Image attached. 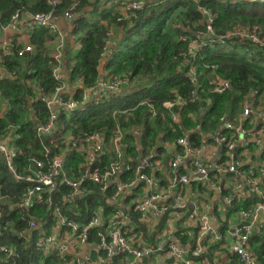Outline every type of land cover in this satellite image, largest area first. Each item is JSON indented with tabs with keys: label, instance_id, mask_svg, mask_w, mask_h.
Masks as SVG:
<instances>
[{
	"label": "built area",
	"instance_id": "built-area-1",
	"mask_svg": "<svg viewBox=\"0 0 264 264\" xmlns=\"http://www.w3.org/2000/svg\"><path fill=\"white\" fill-rule=\"evenodd\" d=\"M221 1L237 4L259 0ZM56 2L51 0L52 5ZM144 5L141 0L123 1L120 15L107 31L102 59L112 43L113 28L125 19H136ZM200 10L207 15L206 31L200 29L182 37L188 43V52L183 56L191 63L186 75L192 83L198 82L195 62L200 49L219 47L227 51L240 43L264 50L263 27L236 25L228 33L219 34L213 26V13L204 6ZM27 14L19 9L6 23L0 17V81L6 75L15 76L7 72L3 57L14 52L24 57L34 51L21 35L28 31L32 34L37 28L57 34L52 48V75L58 84L50 93L44 88L38 91L37 100L49 115L45 123L38 124L37 135L41 139L50 137L49 143L58 145L60 136L69 133V129L56 125L61 115L85 109L89 102L124 101L123 94L134 92L135 86L124 88L127 80L100 75L92 85H86L83 79L70 80L65 69L68 38L58 18L51 12ZM63 18L74 19L70 12ZM16 42L23 45L18 47ZM201 60L205 62L204 57ZM209 67L217 69L216 64ZM230 88L229 81H220L212 91L224 94ZM149 99L115 109L114 118L129 115L142 105L155 109ZM163 105L170 112L171 131H179L182 136L159 137L154 145L146 146L144 131L137 129L132 134L135 141H125L119 127L111 137L85 131L78 136L67 134L65 146L53 156L50 146L43 144V158L33 159L23 173L14 162L22 153L14 145L19 135L0 132V154L13 178L25 185L12 210H29L43 203L47 211H52L48 219L30 217L28 229L19 233L20 239L44 257H55L57 264H222L226 256L221 257L220 252L213 251V259L208 256L209 248L222 242L240 264H260L252 253L250 239L264 228V92H250L234 105V110L232 107L220 116L215 129L209 130L202 126L211 120L205 117L206 111L198 113L199 121L194 126H183L186 103L181 95ZM74 163L76 166L70 165ZM63 187L68 190L63 191ZM1 190L0 182V237L11 230V222L2 221L8 196ZM55 192L70 203L72 208L66 211L73 218L55 202ZM217 198L224 205L219 206ZM34 233L38 234L36 238ZM0 251L5 255V264H13L19 256L9 244L0 245Z\"/></svg>",
	"mask_w": 264,
	"mask_h": 264
},
{
	"label": "trees",
	"instance_id": "trees-1",
	"mask_svg": "<svg viewBox=\"0 0 264 264\" xmlns=\"http://www.w3.org/2000/svg\"><path fill=\"white\" fill-rule=\"evenodd\" d=\"M123 1L129 0H57L54 5L51 0H0V17L6 23L19 9L29 14L51 12L56 18H61L70 12L75 18L70 33L73 37L80 38L81 45L75 60L67 54L65 69L70 74V80L83 79L86 85H92L99 76L101 52L107 31L120 15ZM144 6L143 10L138 11L139 16L136 19H125L117 25L122 28L120 33L122 38L114 46L112 56L104 62L112 79L127 80L126 85L122 86H125L124 88L135 86L134 92H136L124 93V97L121 98L125 100L121 102L98 100L87 103L85 109H79L74 114L61 115L56 125L65 128V131L69 129V133L66 131L65 135L60 136L61 141L58 145L50 144V137L41 139L37 135L38 124L45 123L49 115L45 105L37 100L38 91L44 88L50 93L58 84L52 75L55 61L52 56L53 44H50L57 39V34L45 28H37L34 34L21 37L23 42L32 44L33 52H29L24 57L14 52L1 59L3 64L4 62L7 64H4L7 72H14L15 76L6 75L0 81L2 94L0 132L3 135H19L14 140V145L22 151L14 160L19 172L23 173L28 165L33 164V159L43 158V144L50 146L51 156L59 152L60 148L65 146L69 136L67 134L78 136L85 131L104 133L107 137H111L115 128L119 127L124 132L125 141H135L132 134L137 129L144 131L143 141H148L146 146L154 145L159 137L164 139V136L166 138L182 136L183 133L179 131L175 133L171 131L170 112L163 105L164 102L172 101L178 95L184 97L186 103L183 126H194L198 113L206 111L205 117L211 120L203 123L202 126L204 130H209L215 129L220 116L232 107L234 110V105L244 101L250 92H264L262 48L252 45L245 47L237 43L227 52L219 47L200 49L199 57L195 62L199 74L198 82L195 84L186 75L191 63L183 56V53L188 52V43L182 40L183 36L205 29L207 15L200 10L201 6L213 13V26L219 34L228 33L238 25L237 23H246L251 28H264V2L247 1L230 4L221 0L200 2L158 0L146 1ZM97 14L99 15L96 16ZM203 31L205 32L206 29ZM16 44L18 47L23 45L20 42ZM244 47L249 49L247 53H243ZM202 57L205 58V62L201 60ZM212 64L217 65L216 70L209 67ZM220 81H229L231 84V88L224 94L212 91ZM143 83L145 84L142 86ZM144 89H149V93L143 97L132 98ZM145 97L150 98V104L155 109L149 105H142L132 110L129 115H118L114 118L115 109L130 107ZM108 148L112 152V147ZM70 165L76 166V163ZM74 171H77L76 167ZM77 174L75 173V176ZM0 182L1 192L8 196L3 207L2 221L11 222V230L0 237V245L9 244L17 249L19 256L13 260V264H57L55 257H44L42 253L34 250L30 243L27 244L20 239L19 233L28 229L27 223L30 217L40 216L39 218L48 219L52 211H47L43 203H36L29 210H12V206L20 201L25 185L13 178L1 154ZM62 190L67 191L68 188L63 187ZM95 192V195L100 197L99 192L97 190ZM53 199L63 208L65 215L73 218L69 211H66V208L72 206L63 201L61 193L55 192ZM37 236V233L33 234V238ZM263 239V231L257 232L250 239L252 253L260 264H264ZM213 251L220 252L221 257L226 256L222 264L241 263L238 257L223 245V242L221 246L215 245L209 248L208 256L211 259L214 258ZM4 259L5 255L0 251V264H5Z\"/></svg>",
	"mask_w": 264,
	"mask_h": 264
},
{
	"label": "crops",
	"instance_id": "crops-1",
	"mask_svg": "<svg viewBox=\"0 0 264 264\" xmlns=\"http://www.w3.org/2000/svg\"><path fill=\"white\" fill-rule=\"evenodd\" d=\"M141 1H146V0H141ZM118 6H119V2H118ZM118 6H116V8H118ZM110 7H112V6H110ZM106 8H109V7H106ZM98 15L99 14H97L96 16H98ZM96 16H94V17H96ZM57 23H58L59 27L62 29V31L65 32V34L67 35V38H70L69 41H68L69 43H68V46H67L66 55L70 54V56L72 58H74V56L78 53V50H79L78 48L80 47L81 43H80V40H79L80 38L79 37H73L71 35V33H70L71 29H72L73 21H67L65 18L61 17V18H58ZM113 30H114V36H113V40H112V43L110 45L109 51L106 54V59H108L110 56H112L111 54H112V51L114 50V46L116 45L117 41L122 38V35L120 34L121 33V29L120 28H118L116 26V27L113 28ZM24 35H31V33L28 31V34H23V35H21V37L24 36ZM50 44H53V42H51ZM65 61H66V58H65ZM104 62H105L104 59H102L101 60V65H100L99 75H100V77L103 76V77H106V78H110V76L108 75L109 71L108 72L106 71L107 73L106 72L104 73L103 70H102L103 65H105ZM133 88H136V87H133ZM198 121H199V119H196L195 120V124ZM216 202H217V204L219 206L224 205V203L219 198L216 199ZM228 207L229 208H235L232 205H228ZM239 210H240V208H239ZM261 222L264 224V215L261 216ZM262 231H263V236H264V228L262 229ZM262 231H259V232H262Z\"/></svg>",
	"mask_w": 264,
	"mask_h": 264
},
{
	"label": "rangeland",
	"instance_id": "rangeland-1",
	"mask_svg": "<svg viewBox=\"0 0 264 264\" xmlns=\"http://www.w3.org/2000/svg\"><path fill=\"white\" fill-rule=\"evenodd\" d=\"M147 2H149V1H152V2H155V1H158V0H146ZM145 1V2H146ZM259 2H261V3H263L264 2V0H259ZM171 3H173V2H171ZM139 16V13L137 12V17ZM75 19V18H74ZM74 19H73V22H74ZM107 23H108V21H107ZM178 25H179V23H177ZM238 25H246V26H249L248 24H246V23H237ZM256 24H260L261 25V23H256ZM232 50V49H231ZM231 50H227V51H231ZM224 51H226V50H224ZM226 51V52H227ZM242 51H243V53H247L246 52V49H245V47L242 49ZM78 53H79V51H78ZM78 53L74 56V58H72V59H74L75 60V58H77V55H78ZM249 54V53H248ZM104 59V61H105V59H106V57H104L103 58ZM106 65V64H105ZM105 65H103V68H102V70H103V72L105 73L107 70H106V67H107V65L105 66ZM145 83H143L142 84V86L144 85ZM149 92V89H144V90H141V93H139L138 95H135V96H132V98H138V97H143L144 95H146L147 93ZM114 100H117V99H110V100H107V101H109V102H113ZM118 101V100H117Z\"/></svg>",
	"mask_w": 264,
	"mask_h": 264
},
{
	"label": "clouds",
	"instance_id": "clouds-1",
	"mask_svg": "<svg viewBox=\"0 0 264 264\" xmlns=\"http://www.w3.org/2000/svg\"><path fill=\"white\" fill-rule=\"evenodd\" d=\"M135 89H136V88H135ZM135 92H136V91H135ZM135 92H133V93H135ZM148 93H149V92H148ZM148 93H147V94H148ZM106 101H107V100H106Z\"/></svg>",
	"mask_w": 264,
	"mask_h": 264
}]
</instances>
